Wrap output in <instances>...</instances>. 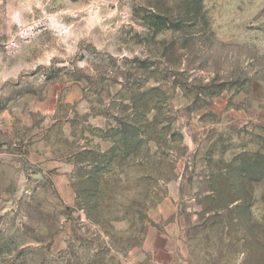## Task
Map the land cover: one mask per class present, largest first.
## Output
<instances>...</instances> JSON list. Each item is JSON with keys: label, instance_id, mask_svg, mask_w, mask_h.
Returning a JSON list of instances; mask_svg holds the SVG:
<instances>
[{"label": "rangeland", "instance_id": "374dc122", "mask_svg": "<svg viewBox=\"0 0 264 264\" xmlns=\"http://www.w3.org/2000/svg\"><path fill=\"white\" fill-rule=\"evenodd\" d=\"M0 264H264V0H0Z\"/></svg>", "mask_w": 264, "mask_h": 264}]
</instances>
